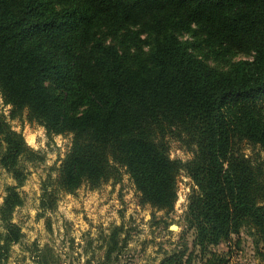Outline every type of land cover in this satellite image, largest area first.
Returning <instances> with one entry per match:
<instances>
[{"label":"trees","instance_id":"16d2710c","mask_svg":"<svg viewBox=\"0 0 264 264\" xmlns=\"http://www.w3.org/2000/svg\"><path fill=\"white\" fill-rule=\"evenodd\" d=\"M0 95L13 118L71 135L43 212L58 193L98 189L125 171L142 205L172 212L185 172L197 191L187 225L202 264L244 228L264 243V0H0ZM193 158L173 159L170 140ZM0 165L15 181L0 206V264L23 238L26 163L43 160L0 115ZM53 189H52V187ZM122 227L106 263L121 264ZM178 249L161 264H188ZM115 255L114 258L112 256Z\"/></svg>","mask_w":264,"mask_h":264},{"label":"rangeland","instance_id":"374dc122","mask_svg":"<svg viewBox=\"0 0 264 264\" xmlns=\"http://www.w3.org/2000/svg\"><path fill=\"white\" fill-rule=\"evenodd\" d=\"M12 114V107L0 95V115L24 135L27 144L43 160L25 164L28 178L20 188L24 205L13 217L23 238L12 247L8 264H119L115 259L106 263L105 257L109 236L117 227L123 229L121 241L127 240L121 264H161L178 249L188 252V264H202L195 230L185 220L190 197L197 187L185 172L178 178V200L169 213L142 205L140 194L125 171L122 180H110L98 189L85 185L75 194L58 193L57 207L43 212V184L56 181L62 160L71 149L72 136L49 137L42 126L28 120L27 114L23 118H13ZM242 146L247 156L264 161L259 147L247 143ZM170 149L173 159L193 158L179 141L171 139ZM14 184L12 176L0 165V206L6 187ZM214 251L228 259L227 264H264V243L249 228Z\"/></svg>","mask_w":264,"mask_h":264},{"label":"water","instance_id":"95a60500","mask_svg":"<svg viewBox=\"0 0 264 264\" xmlns=\"http://www.w3.org/2000/svg\"><path fill=\"white\" fill-rule=\"evenodd\" d=\"M176 227V228H175ZM174 229H177V226H173Z\"/></svg>","mask_w":264,"mask_h":264}]
</instances>
